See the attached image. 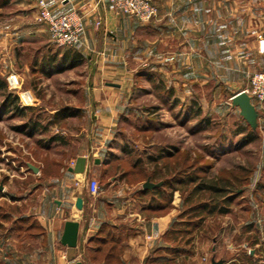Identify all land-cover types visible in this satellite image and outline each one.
I'll list each match as a JSON object with an SVG mask.
<instances>
[{"label": "crops", "instance_id": "0c3cea01", "mask_svg": "<svg viewBox=\"0 0 264 264\" xmlns=\"http://www.w3.org/2000/svg\"><path fill=\"white\" fill-rule=\"evenodd\" d=\"M232 1L155 0L158 14L152 20L142 22L118 12L109 2L46 0L54 15L72 9L83 15L85 30L74 46L83 57L80 63L73 66L88 67L85 77L88 84L80 93L85 99L82 105L70 102L46 109L53 115L61 109H70L65 117L56 120L52 117L50 126L53 128L52 125H55L54 132L48 133L45 125L33 135L28 134L31 137L29 140L40 146L36 145L38 151L50 154V158L44 160L30 153L24 162L13 165L20 169L22 179L32 174L36 178L34 184L15 186L17 175L13 168L11 171L0 168V174L6 178V182L1 181L4 188L0 191V264H88L83 254L95 253V236L101 230H113L117 234L120 252L117 259L99 264H160L163 261L160 257L171 256L166 232L180 212L181 198L177 197L171 209L159 214L145 210V201L135 194L150 178L139 185L140 182L129 183L117 173L110 175L107 183L103 181L107 175L104 170L110 168L119 141L127 142L131 147L138 145L128 139L121 123L123 115L133 109L129 104L137 89L133 86L132 69L127 60L143 57L148 51V65L151 67L148 77L160 92L158 87H165L162 94L168 102L181 97L180 92L185 96L189 94L191 84L211 79L218 81L219 89H223L224 84L225 94L231 90L229 99H232L247 86L242 83L249 80L248 75L254 68L264 70V49L259 44V37L264 39V10L259 13L260 16L254 15L252 10L233 11ZM38 3L39 0H0V14L7 12L26 20L15 27L7 25L2 29L11 34V43L17 41H14L15 38L26 41L28 34H41L39 30L43 27L29 23L31 18L38 16ZM253 16L261 19V26L258 27L261 32L253 30ZM98 17L102 19L101 26L96 25ZM255 24L260 22L256 20ZM18 33L21 36H17ZM38 39L42 42L46 37L39 36ZM38 45L36 49L46 46ZM57 50L59 54L53 58L55 64L60 62L62 55V51ZM42 70L48 73L46 66H42ZM119 72L125 75L117 77ZM19 77L15 73L9 75L8 86L14 88ZM75 83L76 80H73L74 97L78 95ZM21 92L23 104H34L36 98L32 91ZM233 106L237 105L233 103ZM183 107L181 105L180 109ZM184 111L189 113L193 110L190 107L184 108ZM63 119L67 121L65 127L60 125ZM74 120L80 121L75 127ZM117 133L120 140H117ZM155 143L151 142L148 146L152 147ZM81 155L87 157L88 171H70L69 167ZM123 157L127 158L128 154ZM9 160L7 158L13 164L17 161L15 157ZM29 163L36 165L38 172H34ZM93 179L100 184V191L96 194L90 191ZM78 197L83 198L81 209L76 206ZM68 219L77 220L80 224L75 247L61 242ZM251 231L252 227L247 225L243 231V234L246 232V239L251 238ZM248 244V240L242 243ZM253 249L256 251V248ZM235 250L236 253L232 251L228 261L222 259L223 264L238 259L241 251ZM253 252L247 262L256 259ZM180 256L188 258L189 254L181 253ZM92 261H95L94 264L98 262Z\"/></svg>", "mask_w": 264, "mask_h": 264}, {"label": "rangeland", "instance_id": "374dc122", "mask_svg": "<svg viewBox=\"0 0 264 264\" xmlns=\"http://www.w3.org/2000/svg\"><path fill=\"white\" fill-rule=\"evenodd\" d=\"M232 7L233 11L235 9L239 12L252 10L254 15L260 16L259 13L264 10V0H233ZM24 20L15 15L11 16L7 12L0 14V76L6 81L13 73L20 76L19 82H15L14 88L8 86V90L14 89V95L19 96L18 101L21 106L28 105L23 104L20 96L22 90L32 91L36 98L33 100L34 104H29L32 109L26 108L24 113H18L15 110L5 113L3 103L7 90L0 93V168H5L8 171L12 170L11 167L13 168L17 175L15 186L25 184L30 186L36 182V178L31 174L28 178L22 179L20 169L13 165L17 166L21 161L24 162L30 153H33L38 159L48 160L50 158V154L46 155L44 151H38L37 142L29 140V138L31 139L28 136L30 128H25L26 121L28 119L31 122L40 121V125L47 126L48 133L54 132L55 125H52L53 128L50 126L53 123L51 122L53 114H50L46 109L57 108L70 102L82 105L85 99L80 93L87 83L85 77L87 76L86 68H88L85 65L74 68L72 64H67L58 70L44 72L41 66L43 57L54 54L57 49L62 51L65 48L55 44L47 24L39 20V9L37 18H31L29 23L32 26L43 27L39 30L41 34H28V41L27 39L18 41L15 38L14 41H17L12 44L11 34H7L2 29L7 25L8 27L20 25ZM256 20L260 24H255ZM252 21L253 30L258 29L261 32V29L258 28L261 26V19L256 16L252 18ZM17 36H21V34L18 33ZM39 36H45L46 40L39 41ZM38 42L46 46L36 49L39 46ZM259 44L264 49V39L259 37ZM148 57L149 53L146 51L143 57L136 59L131 57L127 60L132 69L130 76L135 83L133 86L137 89H135L131 104H129L133 109L123 115L121 123L128 134H126L128 139H132L131 142L138 144L133 147L143 151L149 147L148 144L151 142H156L158 145L174 143L181 145L185 151L188 150L191 154V161L193 158H199L198 164H213L215 168L207 173L209 176H213L215 173V176L228 175L231 173V169H237L239 165L246 166L247 161L252 162L253 165L264 166V101L259 102L253 98L256 109L259 110V112L257 110L256 120L253 124L247 122L240 114L239 106H233L232 99H229V94H232L231 90H227L228 93L225 94L223 92L224 84L221 83L223 89H219V83L214 79L200 82L201 84H191L189 94L185 96L183 92H180L181 97L168 102L166 96L162 94L165 87L159 86L160 92L155 88L156 84L153 80L148 77V74L151 73L149 72L151 67L148 65L150 62ZM84 61H86L85 58ZM142 71L146 73L140 74ZM258 71L264 70L254 68L253 72L248 75L249 80L242 84L250 85L252 74ZM120 75L124 76L125 73H117V77ZM73 80H76L75 86L78 87L77 97L73 95ZM194 102H197V106L200 107V114H196L195 111L185 112L184 108L192 107ZM181 105L184 106L183 109H180ZM74 121L76 124L73 123V127L80 122L79 120ZM60 125L67 126V121L65 122L63 119ZM240 125L245 126V132H237ZM251 131L256 136L243 144L242 135H247ZM11 157L16 158L15 164L7 161V158L11 160ZM5 179L4 175L0 174V182H6ZM103 179L104 183H107L110 175H106ZM143 181L144 179L141 178L136 183L140 182L138 184L141 185ZM261 181L264 183V169L261 171ZM192 188L193 184L189 186L186 195H189ZM246 195L248 194H241L235 198L230 212L209 217L204 227L196 231L195 239L191 245L193 252H196L194 255L191 253L188 258L184 256L182 259L180 255L176 257L175 254H171L176 257L174 261H162L160 264H214L213 260L220 259L226 262L232 255V251L236 253L235 249L241 251L238 259L234 261L236 264H245L247 256L251 255L252 250L254 258L263 257L264 259V188L258 190L250 199H247ZM177 197L181 198L178 207L181 210L183 196L179 190L174 193L173 204ZM207 197L208 194H204V198ZM250 203H253L254 206ZM254 216L258 221L259 230L253 227L249 234L251 238L246 239V232L243 234V231L248 224L250 225ZM257 238L259 243L252 244V240ZM246 240L249 244L242 245ZM253 248H256V251ZM83 255L88 264H94L95 261L90 259L87 252H84ZM96 262L99 264L101 258Z\"/></svg>", "mask_w": 264, "mask_h": 264}, {"label": "trees", "instance_id": "16d2710c", "mask_svg": "<svg viewBox=\"0 0 264 264\" xmlns=\"http://www.w3.org/2000/svg\"><path fill=\"white\" fill-rule=\"evenodd\" d=\"M59 54L58 50L54 54L43 57L41 66H46L47 72L58 70L67 64H78L81 62L83 55L76 48L68 47L62 50L61 60L56 64L53 58ZM45 61V62H44ZM45 63V65H44ZM7 90V92H6ZM6 92L4 99V112L15 110L18 113H24L26 108L32 109L30 105L21 106L19 96L14 95V91L8 90L7 81L0 76V93ZM192 110L196 114H200L201 109L194 102ZM69 108H64L56 112L54 120L65 117ZM74 113V109H73ZM30 120V119H28ZM26 121L25 128H30L28 134L33 135L40 127V121ZM245 126L240 125L237 132H245ZM256 136L252 131L247 135H242V143L250 141ZM120 134L117 133V140H120ZM117 147V154H113L111 166L104 170L107 175L120 173L121 178H125L129 183H136L141 178L146 180L150 178L153 181H162L160 186L153 188L140 187L135 191L139 199L145 201V210L154 211L156 213H165L171 209L174 193L179 190L182 193L183 200L181 202V210L173 219L166 236L170 241L169 252L171 254L180 255L181 253H193L192 242L195 239L196 231L204 227L209 217L216 215H224L232 209V202L241 194L246 195L250 199L252 195L264 188L261 181V171L264 166L260 164L253 165L247 161V165H239L237 169L232 170L228 175H207L208 172L214 170L212 163L198 164L199 158H193L188 150H184L181 145L168 144L158 145L155 143L152 147L145 148L143 151L136 147H131L127 142H120ZM153 149H155L153 151ZM128 154L124 158V154ZM152 167V168H151ZM193 184V188L189 195L186 191ZM204 194H208L204 198ZM250 196V197H249ZM254 206L253 203H250ZM252 207V206H251ZM255 215V214H254ZM256 216V215H255ZM251 220L249 227H255L259 230L257 219ZM257 222V223H256ZM96 251L90 254L91 260L109 262L118 258L120 252L117 234L112 230L102 232L95 236ZM259 243V239L253 240L252 244ZM174 255L160 257L163 261L170 262L176 258ZM160 259V260H161ZM251 259V255L247 256Z\"/></svg>", "mask_w": 264, "mask_h": 264}, {"label": "built area", "instance_id": "2783aa9c", "mask_svg": "<svg viewBox=\"0 0 264 264\" xmlns=\"http://www.w3.org/2000/svg\"><path fill=\"white\" fill-rule=\"evenodd\" d=\"M99 4L111 3L121 13L131 15L142 22H148L158 14L155 0H97ZM39 20L47 24L50 35L59 47L68 48L75 46L81 39L85 30L83 15L77 10H70L60 15H54L46 0H39ZM96 25H102L101 17L96 20ZM259 102L264 101V71L252 74L250 85L243 89ZM90 191L96 194L100 191L99 181H90ZM245 264H264L263 257H258Z\"/></svg>", "mask_w": 264, "mask_h": 264}, {"label": "water", "instance_id": "95a60500", "mask_svg": "<svg viewBox=\"0 0 264 264\" xmlns=\"http://www.w3.org/2000/svg\"><path fill=\"white\" fill-rule=\"evenodd\" d=\"M111 84H114V83H111ZM232 101L234 105H237L240 107L242 116L245 119H247L249 123L253 124L257 116V110L253 102V97L247 91L242 90L233 96ZM86 164H87V157L84 155L78 156L75 164L73 166H70L69 170L75 173H86L88 171L86 169ZM29 167L34 172H38L39 170V168L33 163H29ZM161 184H162V181L155 182L150 179H147L146 181L143 182V187L153 188L156 186H160ZM3 188H4L3 182H0V191H2ZM76 206L80 209L83 208V198L82 197L77 198ZM79 227H80V224L77 220L68 219L65 222V227H64V231L61 237V242L64 245H68L70 247L77 246L78 237H79ZM213 263L223 264L224 261L222 259L218 261L213 260ZM78 264H82V263L79 262Z\"/></svg>", "mask_w": 264, "mask_h": 264}]
</instances>
